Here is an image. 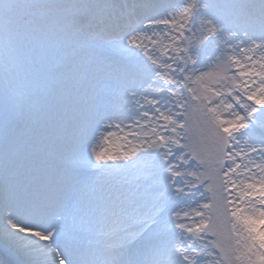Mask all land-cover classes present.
<instances>
[{"label":"snow or ice","instance_id":"6c2138e0","mask_svg":"<svg viewBox=\"0 0 264 264\" xmlns=\"http://www.w3.org/2000/svg\"><path fill=\"white\" fill-rule=\"evenodd\" d=\"M0 264H264V0H0Z\"/></svg>","mask_w":264,"mask_h":264},{"label":"rangeland","instance_id":"374dc122","mask_svg":"<svg viewBox=\"0 0 264 264\" xmlns=\"http://www.w3.org/2000/svg\"><path fill=\"white\" fill-rule=\"evenodd\" d=\"M193 119H195V118H193Z\"/></svg>","mask_w":264,"mask_h":264}]
</instances>
